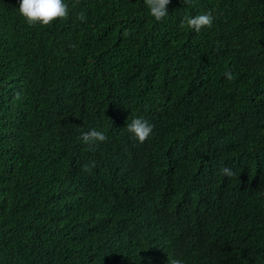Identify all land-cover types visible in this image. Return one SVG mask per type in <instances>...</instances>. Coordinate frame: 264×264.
Returning a JSON list of instances; mask_svg holds the SVG:
<instances>
[{"label":"trees","instance_id":"1","mask_svg":"<svg viewBox=\"0 0 264 264\" xmlns=\"http://www.w3.org/2000/svg\"><path fill=\"white\" fill-rule=\"evenodd\" d=\"M66 2L0 0V264H264V0Z\"/></svg>","mask_w":264,"mask_h":264},{"label":"clouds","instance_id":"2","mask_svg":"<svg viewBox=\"0 0 264 264\" xmlns=\"http://www.w3.org/2000/svg\"><path fill=\"white\" fill-rule=\"evenodd\" d=\"M172 0H144V7L148 15L156 22L164 20L168 15V5ZM19 15L29 25L48 26L53 21L66 19L70 15L69 5L66 0H19L18 6ZM78 19L81 22H86L87 17L84 12H80ZM216 17L212 11L187 15L183 18V26L189 30L200 33L202 29L211 28ZM227 79H232L230 72L225 73ZM154 125L146 119L137 117L127 124V131L139 143H144L152 136ZM107 139L105 133L100 130L92 129L83 133L82 140L85 144H95L104 142ZM223 174L226 177L233 175L231 168H224ZM173 264H184L180 259H175Z\"/></svg>","mask_w":264,"mask_h":264}]
</instances>
